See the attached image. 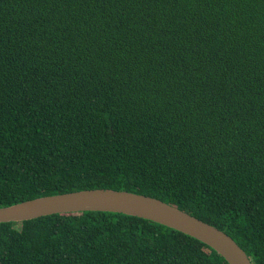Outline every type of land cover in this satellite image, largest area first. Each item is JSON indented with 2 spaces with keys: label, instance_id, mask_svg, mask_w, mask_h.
Returning a JSON list of instances; mask_svg holds the SVG:
<instances>
[{
  "label": "trees",
  "instance_id": "1",
  "mask_svg": "<svg viewBox=\"0 0 264 264\" xmlns=\"http://www.w3.org/2000/svg\"><path fill=\"white\" fill-rule=\"evenodd\" d=\"M159 198L264 264V0H0V207ZM0 264H229L180 230L78 211L0 223Z\"/></svg>",
  "mask_w": 264,
  "mask_h": 264
},
{
  "label": "water",
  "instance_id": "2",
  "mask_svg": "<svg viewBox=\"0 0 264 264\" xmlns=\"http://www.w3.org/2000/svg\"><path fill=\"white\" fill-rule=\"evenodd\" d=\"M110 211L149 219L208 244L229 264H253L247 252L225 231L164 200L112 188L42 196L0 207V223L23 222L56 213Z\"/></svg>",
  "mask_w": 264,
  "mask_h": 264
}]
</instances>
